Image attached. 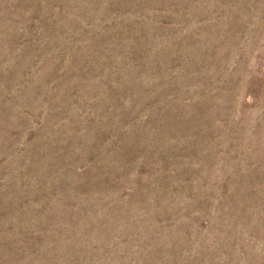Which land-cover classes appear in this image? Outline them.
Listing matches in <instances>:
<instances>
[{
  "label": "rangeland",
  "instance_id": "1",
  "mask_svg": "<svg viewBox=\"0 0 264 264\" xmlns=\"http://www.w3.org/2000/svg\"><path fill=\"white\" fill-rule=\"evenodd\" d=\"M0 264H264V0H0Z\"/></svg>",
  "mask_w": 264,
  "mask_h": 264
}]
</instances>
